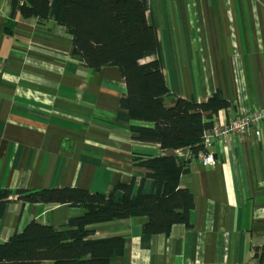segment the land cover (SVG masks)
Listing matches in <instances>:
<instances>
[{
    "label": "crops",
    "instance_id": "obj_1",
    "mask_svg": "<svg viewBox=\"0 0 264 264\" xmlns=\"http://www.w3.org/2000/svg\"><path fill=\"white\" fill-rule=\"evenodd\" d=\"M12 2L0 0L1 188L79 187L109 194L133 180L135 153H173L132 139V125L152 124L119 117L127 87L118 67H85L73 57L65 27L20 14L10 20ZM149 3L147 17L158 31L171 90L167 107L179 98L203 102L217 91L230 107L214 123L264 107V0ZM209 151L216 165L193 162L181 177V186L194 194L190 226L147 235L144 216L90 226L96 238H124L123 253L110 264H264V123L216 141ZM151 187L146 179L143 192ZM122 197L119 191L117 200ZM83 213L67 204L14 199L0 218V243L31 220L62 227Z\"/></svg>",
    "mask_w": 264,
    "mask_h": 264
},
{
    "label": "trees",
    "instance_id": "obj_2",
    "mask_svg": "<svg viewBox=\"0 0 264 264\" xmlns=\"http://www.w3.org/2000/svg\"><path fill=\"white\" fill-rule=\"evenodd\" d=\"M149 7V0H13L10 20L20 14L35 17L40 23L54 21L72 35L73 57L82 65L95 71L118 67L127 87L119 117L152 124L132 125V139L158 144L163 151L173 153H135L133 180L118 184L109 194L79 187L15 191L0 187V218L14 199L84 210L62 227L31 220L22 231L0 243V264H41L47 260L55 264H110L113 255L123 253L125 240L96 238L91 225L144 216L143 232L147 235L167 234L176 224L190 226L194 194L180 181L190 172L191 163L185 154L174 152L188 149L195 156L207 152L204 133L230 102L217 91L203 102L179 98L173 107L165 105L171 90L165 79L158 31L147 17ZM149 58L152 60L146 61ZM146 179L152 180L149 193L143 192ZM119 191L123 193L121 200L116 198Z\"/></svg>",
    "mask_w": 264,
    "mask_h": 264
},
{
    "label": "built area",
    "instance_id": "obj_3",
    "mask_svg": "<svg viewBox=\"0 0 264 264\" xmlns=\"http://www.w3.org/2000/svg\"><path fill=\"white\" fill-rule=\"evenodd\" d=\"M259 123H264V107L255 111L242 113L230 120L219 116L218 121L214 123L213 127L204 133L203 144L207 152H202L198 156L189 152L186 156L190 160V163L199 161L203 166H214L218 161L209 149L216 141H224L233 135L243 134Z\"/></svg>",
    "mask_w": 264,
    "mask_h": 264
}]
</instances>
